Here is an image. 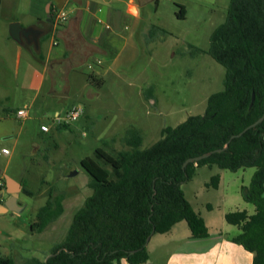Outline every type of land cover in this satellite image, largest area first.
<instances>
[{
  "label": "rangeland",
  "instance_id": "1",
  "mask_svg": "<svg viewBox=\"0 0 264 264\" xmlns=\"http://www.w3.org/2000/svg\"><path fill=\"white\" fill-rule=\"evenodd\" d=\"M31 1L2 0L1 29L7 26L8 33L5 20L10 16L26 24L31 19ZM104 1L101 4L105 8L115 6L120 11L122 28L118 32L123 36L117 37L107 54H92L73 69L56 65L44 73V83L38 91V77L32 78L33 70L42 71L38 49L34 47L31 55L22 48L18 73L14 58L10 57L7 65L0 61V133L7 131L0 134V169L25 188L19 199L25 209L15 214L14 222L0 221V240H8L4 235L9 231L15 238L8 243L16 244L13 249L25 256L30 253L41 258L49 254L51 246L64 240L74 213L90 193L87 185L91 178L80 166L81 158L94 157L97 147L112 155L127 149L128 129L139 132L142 148L149 147L161 138L164 127H174L190 115L203 114L208 97L223 88L225 69L207 51L212 33L226 19L230 0H158V4L143 1L141 22L125 13L124 0ZM178 5L185 9L184 18L176 16ZM97 7L91 0V11L104 22ZM152 26L157 28L148 38ZM50 37L48 33L41 46L43 56ZM27 79L32 84L26 86ZM147 87H151L149 97L144 92ZM74 106L82 108V115L66 128L54 127V111ZM20 108L27 109L28 117L16 116ZM42 123L50 127L49 131L40 130ZM2 148L9 153H2ZM73 171L76 173L71 175ZM245 171L244 178L248 180L254 168ZM220 172L223 179L218 188L207 186L211 177ZM237 176L216 165H204L181 184L187 201L212 230L226 227L224 212L240 205L242 183ZM49 192L64 195L63 213L43 231L32 230L30 223L36 220ZM185 227L188 229V225ZM155 245L156 249L149 246L151 254L146 264H167L162 247Z\"/></svg>",
  "mask_w": 264,
  "mask_h": 264
},
{
  "label": "trees",
  "instance_id": "2",
  "mask_svg": "<svg viewBox=\"0 0 264 264\" xmlns=\"http://www.w3.org/2000/svg\"><path fill=\"white\" fill-rule=\"evenodd\" d=\"M178 6L176 16L184 18L185 9ZM155 28L148 30V38ZM207 52L224 67L225 75L222 90L208 97L205 112L164 127L161 138L149 147L142 148L139 132L128 129L127 149L112 155L97 147L94 157L81 158L80 166L91 178L90 193L74 213L64 240L49 253L62 250L40 264H119L123 259L144 264L149 258L147 237L165 233L182 220L193 238L207 237L204 219L181 189L204 165L233 172L254 168L249 184L241 187L254 212L237 209L224 218L240 230L231 241L253 253L252 264H264V119L229 141L264 112V0H230L226 19L212 33ZM150 90L144 91L147 97ZM226 143L224 150L182 168L187 158ZM218 183L219 175H213L207 186L216 188ZM63 200V194L49 192L31 229L43 231L56 220L63 213ZM131 250L135 252L130 254ZM2 260L10 262L0 259V264Z\"/></svg>",
  "mask_w": 264,
  "mask_h": 264
},
{
  "label": "crops",
  "instance_id": "3",
  "mask_svg": "<svg viewBox=\"0 0 264 264\" xmlns=\"http://www.w3.org/2000/svg\"><path fill=\"white\" fill-rule=\"evenodd\" d=\"M143 1L148 0H124L125 13L131 15L132 17L139 18V22H141L140 8ZM94 2L96 3V6L98 5V11L103 13L104 22H101L100 19L96 17L97 14L91 11V0H32L29 4V15L31 19L28 20L26 24H23L21 20L15 16H10L7 20H5L8 27L13 21H18L24 27L31 25L38 27L42 23H45V10L47 5L49 6L50 13H53L54 9L58 7L65 9L66 6H69L66 21L56 29L53 28V25H48L49 31L42 35L39 39L38 53L41 57L39 58V61L42 65V71L38 72L33 70L32 74L33 79L35 76L38 77V83L36 86L37 91L41 89L44 83V73L47 71L51 72L56 65H66L68 67L70 66V69H73L77 66L78 62H82L83 59L89 58L92 54H107L109 51L108 49L113 48L112 46L114 41L118 40L117 37L119 39L123 38L120 32H118L119 29L122 28L120 27V11L115 6L105 8L106 5L101 4V2L106 3L104 0H94ZM154 2L158 4V0H154ZM17 4L18 1H16V5ZM101 5L103 7L102 9ZM6 27L5 29H7ZM5 29L4 27L1 29L0 22V61H2L4 65H7L10 57L14 58L17 68L16 71L18 73V70L21 67V58L23 54L22 48L33 55L32 52L34 47L29 45L23 46L17 43L11 38L9 28L8 33ZM48 33H50L51 36L50 42L47 47L46 56H43L41 54V46L43 45ZM2 34L3 37H1ZM2 38H4V41H2ZM100 60L101 59L99 57L97 63H100ZM88 65L91 66L90 64ZM48 66L50 67L49 70L47 69ZM29 68L32 67L29 66ZM22 75L23 77L26 76L25 69H22ZM29 82L32 84L31 81L27 79L26 86H28ZM52 92L56 94V92ZM0 134L5 135L7 134V131H3ZM245 172V168L234 172L238 174L237 179L241 177V187L247 186V183H249L252 176L251 173H249L247 176L248 180H246V178H244ZM6 176H9L19 188L17 202L19 205H22L19 199L21 193H23V187L16 178L8 175L5 170H1L0 174V204H2L10 195ZM222 179L223 173L220 172L218 186L220 185ZM218 186L216 188H218ZM23 207L24 208L18 212L3 211L0 207V221L14 222L16 220L14 217L15 214L22 212L25 209V205H23ZM237 209H245L249 214L254 212V206L244 201L243 197H241L240 205L235 206L232 210ZM228 211H225L224 215ZM202 218L204 219L208 229L207 237L193 238L189 227L188 229L185 227L187 225L186 221L182 220L175 223L171 229L165 233H157L155 235L152 234L146 244L148 254H151L149 252V246L155 248V243H158L159 247H162L161 253L165 252L163 257H167V264H252L253 253L245 250L240 244H237L230 239L231 236L239 233L240 230L238 226L226 222L228 225H226V227L224 226L221 230H212V226L209 222L204 217ZM1 234L2 231L0 230V235ZM4 236L10 241L15 238L9 231L6 232ZM8 240H0V259H10V262L2 260V264H40L42 261L45 262V258L48 254L40 256L41 258L30 255V253L29 256H25L17 251L16 248V250L13 249L14 247H17L16 244L8 243ZM5 245H7V247ZM146 263L147 262L144 264ZM119 264L129 263L123 259Z\"/></svg>",
  "mask_w": 264,
  "mask_h": 264
},
{
  "label": "water",
  "instance_id": "4",
  "mask_svg": "<svg viewBox=\"0 0 264 264\" xmlns=\"http://www.w3.org/2000/svg\"><path fill=\"white\" fill-rule=\"evenodd\" d=\"M52 22V18L49 12V6L47 5L46 7V17H45V23H47L48 25H50ZM9 34L11 36V38L16 41L17 43L25 46V45H33V47H35V49L39 48V39L42 35L46 34L49 31V28L47 27H37V26H27L24 27L22 26L19 22L17 21H13L9 24ZM254 100V94H252L251 96V101L249 104V107L252 106ZM264 119V112L263 114L256 119L254 122H252L251 124H249L247 127H245L242 131H240L237 134H233L231 135L229 141L235 137H238L240 135H242L246 130L250 129V128H254L256 127V125H258L259 123H261ZM228 143H226L224 145V147L222 148H218L215 150H210L208 152H205L199 156H195V157H189L187 158L183 164H182V168H185L186 165L190 162H194L196 163L198 160L206 158L208 156H210L211 154H213L214 152H220L222 150H224L225 148H227ZM76 173V171L71 172V175H74ZM0 174H1V169H0ZM6 181L7 184L9 186V197L2 203L0 204V207L3 211H13V212H18L20 210H22L24 207L23 205H19L17 202V197H18V190L19 188L17 187V185L15 184V182L9 177L6 176ZM153 232V231H152ZM150 237V236H149ZM149 237H147L146 239V244L149 240ZM62 250V248H59L56 252L54 253H49L46 258H45V262L47 261L48 258L58 254L60 251ZM135 250H131L129 253L132 254L134 253Z\"/></svg>",
  "mask_w": 264,
  "mask_h": 264
},
{
  "label": "built area",
  "instance_id": "5",
  "mask_svg": "<svg viewBox=\"0 0 264 264\" xmlns=\"http://www.w3.org/2000/svg\"><path fill=\"white\" fill-rule=\"evenodd\" d=\"M53 17L51 25H53V28L56 29L58 26H60L62 23H64L68 17V11L64 8L60 9H54L53 11ZM83 113V110L79 106H74L70 108L69 110L63 111V110H56L54 111L52 115V123L54 126L60 125V124H70L77 120ZM16 116L19 118H26L28 117V111L27 109L20 108L16 110ZM50 127L42 123L40 125V130L43 132L49 131ZM2 153L8 154L9 150L7 148H2Z\"/></svg>",
  "mask_w": 264,
  "mask_h": 264
},
{
  "label": "flooded vegetation",
  "instance_id": "6",
  "mask_svg": "<svg viewBox=\"0 0 264 264\" xmlns=\"http://www.w3.org/2000/svg\"><path fill=\"white\" fill-rule=\"evenodd\" d=\"M38 27H40V28H43V27H48V24L47 23H42L41 25H39ZM30 46H32L33 47V45H30ZM63 89L65 90L66 89V86H63ZM52 91H54L55 92V90H54V88L52 89Z\"/></svg>",
  "mask_w": 264,
  "mask_h": 264
}]
</instances>
